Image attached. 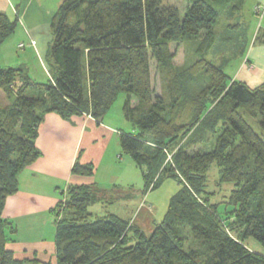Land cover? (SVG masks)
Instances as JSON below:
<instances>
[{
  "label": "trees",
  "instance_id": "obj_1",
  "mask_svg": "<svg viewBox=\"0 0 264 264\" xmlns=\"http://www.w3.org/2000/svg\"><path fill=\"white\" fill-rule=\"evenodd\" d=\"M245 2L194 0L182 16L165 0H63L51 20V80L36 82L21 67L0 65V89L10 102L0 105V264L38 262L19 259L7 247L17 227L3 212L7 199L19 191L21 172L42 156L37 139L45 115H88L102 123L121 92L126 94L124 115L137 130L119 131L121 146L143 172L142 194L167 179L180 188L147 235L130 218L109 210L93 217L89 211L91 204L110 208L133 193L121 194L117 184H70L50 210L56 263L264 264V254L246 244V238L254 237L264 246V83L253 88L226 72L229 55L237 49L232 43L239 39L231 34L248 27L240 21ZM19 7L15 19L0 12V46L17 28ZM223 14L238 19L217 31ZM190 37L201 38L196 69L211 83L202 105H189V122L180 116L188 106L179 91L183 87L168 84L158 93L153 63L157 71H172L169 44ZM257 40L264 41V30ZM212 52L221 54V63L208 59ZM213 100L217 103L207 111ZM196 126L212 137L205 140L208 150L194 153V140H182ZM213 164L222 182L235 184L224 202H213L206 190ZM95 171V163L79 159L72 168L86 177ZM190 235L197 245L186 244Z\"/></svg>",
  "mask_w": 264,
  "mask_h": 264
},
{
  "label": "rangeland",
  "instance_id": "obj_2",
  "mask_svg": "<svg viewBox=\"0 0 264 264\" xmlns=\"http://www.w3.org/2000/svg\"><path fill=\"white\" fill-rule=\"evenodd\" d=\"M193 1L194 0H165V3L177 6L181 15L184 16L188 5ZM62 2L63 0H18L20 7L18 8L19 22L17 28L0 46V65L2 67H21L36 82L46 83L51 80L50 73L52 71L50 70L48 58L53 40L51 20ZM218 3L220 4V2ZM218 3L214 4L217 8H220ZM241 15H243L241 17L245 18V23L247 21H249V23H247L248 27H245V25L243 26L241 34L240 32L238 33L237 30L233 31L231 34L232 36L239 37L238 40L232 43L233 46H237V49L231 51V55H229L231 57L230 61L226 65L227 74L233 78L257 26L256 20L252 16L251 6L248 2H245ZM16 16L17 12L12 18L15 19ZM237 19L238 18L230 19L229 16L223 14L216 30L222 31L228 23L237 21ZM240 21L242 23L241 19ZM199 40H201V38L190 37L186 38L181 43L169 44V51L173 54L172 71L167 73L157 71L156 63H153L154 86L158 93L161 94L163 90H167L168 84L183 87V90L179 91H182L183 95H185V102L188 103V106H185L187 110H181L180 116H184L186 121L190 119V108L192 106V109L200 107L202 105L201 101L206 99L204 91L208 90L211 83L209 77H206L201 71L196 69V64L199 60V56L196 53ZM19 43H24L26 46L20 49L18 48ZM219 44H221L220 41ZM208 59L216 63H221L223 58L220 53L214 54L212 52L208 56ZM125 99L126 94L124 92L119 93L112 107L102 120L104 125L108 124L111 129L114 130V133H111L106 139H104L105 137L102 138L104 141L99 139L100 145L98 148L103 152L104 162L101 161L100 164H96V171L93 179L101 187L111 188L112 185L117 184L121 194L131 192L135 195L133 198H120L116 202V206L113 209L115 212L117 211V214L120 216L131 214L132 210L135 212L140 202L141 206L146 204V208L151 209L150 212L144 210L139 216L140 219L142 217L144 220V227L135 223L133 220H131V222L141 227L142 230L149 235L153 232L155 222L163 220L169 200L180 186L175 180L167 179L158 189L149 191L145 196L142 194L145 188L143 172L137 167L131 156L123 152L120 141L119 131L126 133H135L137 131L133 123L128 121L124 115L123 105ZM216 103L217 101L215 100H213V103H208L207 111H210ZM8 104H10V102L6 94L4 96L0 95V105L6 106ZM211 137L212 134L209 133V131L196 126L183 138L182 143L190 144V140H194L195 145L191 147V152L206 151L210 148V145L209 142L205 140H209ZM102 145H104V147ZM220 177L219 167L217 164H213L208 173V180L206 182V190L213 197V202H224L231 199L233 189L235 188V184L224 183L221 181ZM108 208V205L97 202L89 206V211L93 213V217L103 216L108 210H111V208ZM51 215L53 214L51 213ZM54 226L55 224H53V222L49 224V228L53 229ZM237 228H239V226ZM45 232L48 234L49 230ZM53 240V237L50 238V236H48V242ZM31 241L33 242L34 240L32 239ZM193 242L196 241L190 235L189 239L186 240V244H191ZM195 244L197 245V242ZM246 244L251 250L264 254V246L254 237L246 238ZM47 262L57 264L56 259H51Z\"/></svg>",
  "mask_w": 264,
  "mask_h": 264
},
{
  "label": "crops",
  "instance_id": "obj_3",
  "mask_svg": "<svg viewBox=\"0 0 264 264\" xmlns=\"http://www.w3.org/2000/svg\"><path fill=\"white\" fill-rule=\"evenodd\" d=\"M246 2L251 6L257 26L234 78L254 88L264 83V41L257 40L259 33L264 30V18L261 19L254 13V7L264 4V0ZM17 3L18 0H0V12H6L13 17ZM241 20L246 21L244 17ZM0 95H5L1 89ZM111 133L114 130L108 124L98 123L88 115H75L70 119L57 113L45 115L37 139L42 156L21 172L19 191L7 199L3 212L4 218L17 227L15 241L10 242L7 247L19 259H36L37 263L33 261L36 264L56 259V224L55 216L51 215L50 210L57 205L62 198V191L70 184L95 182L94 176L75 175L72 168L78 159L81 162H95L97 165L104 162L103 152L98 148L99 139L104 141ZM138 205L135 212L132 210L133 214H124L126 216L122 217L130 218L144 227V220L139 216L144 210L150 212L151 209L146 208V204L141 206V202ZM115 206L112 205L109 211L115 212ZM52 222L55 224L53 229L49 228ZM46 230H49L48 234ZM48 236L54 240L48 242Z\"/></svg>",
  "mask_w": 264,
  "mask_h": 264
},
{
  "label": "built area",
  "instance_id": "obj_4",
  "mask_svg": "<svg viewBox=\"0 0 264 264\" xmlns=\"http://www.w3.org/2000/svg\"><path fill=\"white\" fill-rule=\"evenodd\" d=\"M255 12L257 13L258 17L263 19L264 18V4L255 6ZM26 45L24 43L19 44V48L22 49Z\"/></svg>",
  "mask_w": 264,
  "mask_h": 264
},
{
  "label": "water",
  "instance_id": "obj_5",
  "mask_svg": "<svg viewBox=\"0 0 264 264\" xmlns=\"http://www.w3.org/2000/svg\"><path fill=\"white\" fill-rule=\"evenodd\" d=\"M24 264H35V263L28 261V262H25Z\"/></svg>",
  "mask_w": 264,
  "mask_h": 264
}]
</instances>
